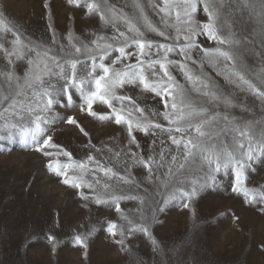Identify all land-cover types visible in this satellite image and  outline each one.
<instances>
[{
  "label": "rangeland",
  "instance_id": "374dc122",
  "mask_svg": "<svg viewBox=\"0 0 264 264\" xmlns=\"http://www.w3.org/2000/svg\"><path fill=\"white\" fill-rule=\"evenodd\" d=\"M88 2L100 5L108 23L101 20L99 12L88 14L84 7L69 5L67 0H0V15L12 30L0 29V264H264V204H250L249 197L232 191L234 167L226 172L213 171L217 161L225 163L228 153L240 159L249 143L254 149L264 143V101L231 76L239 72L264 91V0H220L214 10L216 31L233 44L218 45L197 37L196 43L202 48L229 51L232 61L213 66L196 50L189 60L177 52L168 55L169 60L186 64L194 77L214 86L212 91L219 89L228 100L209 102L192 91L191 82L177 65H168L194 106L208 109L204 117H196L192 123L216 117L203 126L205 137H198L194 127L183 134L199 145L187 160L183 145L178 149L170 139V135L179 138L180 133L156 130L146 135L134 127L139 147L132 145L127 125L115 123L111 108L97 100L93 104L97 116H91L81 108L79 88L64 79L71 76L70 61L76 60L77 84L83 81L85 92L95 91L94 78L103 73L98 68L89 75L91 57L99 64L104 45L111 44L113 49L124 46L119 32L129 38L126 50L133 53L137 49L131 45L132 39L144 38L174 47L185 43L183 37L189 33L183 8L178 7L182 0H168V14L159 11L164 0ZM136 4L141 5L142 13ZM177 11L181 12L179 22ZM145 16L156 32L148 30ZM195 19L203 25L209 18L201 9ZM127 21L143 37L131 31ZM160 31L165 32L164 37L159 36ZM13 32L20 38L18 45L12 43L16 39ZM77 47L81 49L79 53L75 51ZM12 52H23L25 58L9 57L7 53ZM117 55L118 51L109 49L103 60L111 70L110 76L112 71L122 72L126 64L138 63L132 56L112 64ZM52 56L63 65L62 75H57L59 69L48 59ZM156 59L162 60L163 53L156 55L153 50L144 57L145 61ZM28 60L34 63L29 65ZM143 67L149 82L156 79L152 76L154 70L163 75L159 65L152 69L145 63ZM219 71L229 74L236 83H229ZM7 73H12L13 78ZM45 91L58 101L47 110L43 105L49 97L41 96ZM114 94L129 97L123 102L112 99V105L117 110L123 107L121 114L133 125L141 122L159 123L165 128L183 126L184 122L170 125L163 119L161 114L167 109L161 98L144 89L139 81L115 88ZM166 98L171 102V97ZM37 115L44 129L37 134V140L42 144L43 139L52 137L51 144L57 147L44 149L52 156L36 151L32 131ZM101 115L109 119L101 120ZM69 118H75L77 124L68 123ZM25 130L29 131L27 136ZM133 154L145 160L152 158L151 178L147 168L135 163ZM89 156L93 159L88 160ZM253 156L245 169V187L259 200L264 193V154L254 150ZM53 161L72 164L66 169L68 179L84 186L65 185L63 178L47 167ZM80 163L87 167L75 166ZM101 169L112 172L105 174ZM89 183L91 188L87 187ZM193 187L198 189L197 196L191 201L183 198L182 192ZM81 191L89 200L79 195ZM126 195L137 199L120 200L117 211L113 197ZM96 198L106 203L98 205ZM185 203L188 208L183 206ZM111 223L116 224L115 237L107 232ZM141 226L147 232L139 231ZM77 235L86 241V248L75 243ZM48 236L54 239L49 241ZM121 239L123 244L116 243Z\"/></svg>",
  "mask_w": 264,
  "mask_h": 264
},
{
  "label": "snow or ice",
  "instance_id": "6c2138e0",
  "mask_svg": "<svg viewBox=\"0 0 264 264\" xmlns=\"http://www.w3.org/2000/svg\"><path fill=\"white\" fill-rule=\"evenodd\" d=\"M67 3L69 5H75L77 7H84L86 12L88 14L99 12L101 20H105V14L101 10V7L99 4L95 2H88V0H67ZM220 3V0H182V3L178 5V7L183 8V15L186 17L185 23L188 25L187 32L188 35H185L183 37V40L185 43H182L176 47H174L172 44L168 43H154L153 41L140 38V39H132L131 45H134L137 51L135 53L127 51L126 49L130 47L128 40L129 38L125 35L124 32H119V37L123 38V45L119 47L118 49H113L111 44L104 45L103 48V55L100 56L101 62L97 64L95 62V57H91L93 60V63L91 64V73L89 75L96 72V70L99 68L102 70V75H99L98 77L94 78V84H95V91L85 92L83 87L81 85L83 84V81L80 82V84H77L76 81V69L78 61L72 60L70 61L71 65V76H65L64 79L66 83H68L71 86H76L80 90V95L82 97V104L81 108L83 111H86L88 114H90L93 117L97 116V113L93 111V104L95 101H100L103 104H106L109 108L113 110V117L115 120V123L117 125L120 124H126L127 130L129 133V136L131 137L129 143L132 145H136L139 147L135 135H133L134 127L135 129L140 130L142 133L148 135L152 132H155L156 130H159L160 132H168L172 133L173 131L176 133H180L181 135L179 138L175 135H170V139L172 144L176 145L179 149L181 145H183L184 149V159L187 160L190 157L194 156L193 149H196L199 145L197 143H194L193 138L191 136L185 137L183 134L188 132L189 129H192L194 127L195 133L198 134V137L203 138L207 134L205 131H203V126L205 124H208L211 122V120H214L216 117H211L210 119H204L201 121V123L193 124L192 121L196 117H204L207 113V108H197L194 106V102L192 99L186 94L185 89L183 86L179 85L178 82L175 81V78L170 74L168 65L175 64L177 65L181 72L184 73V76L186 79L191 82L192 84V91L196 93L202 94L204 97H207L209 102H219L223 100L225 103H228L227 97L225 94L221 93L219 89H216L215 91L211 90V86L206 83L204 80H201L199 77H194L190 70L187 68V65L184 63H181L180 61L176 60H169L168 55L173 52H177L180 55H182L186 60L191 59L193 50L199 51L202 53V56L207 59V61L212 64L213 66H216L219 63H223L225 61H232L233 55L227 51L223 50L221 47H215V48H202V46L198 43H196L197 37L203 36L205 39L215 41L218 45H224V44H233L234 41L232 40H226L222 38L220 35H218L215 27V20L217 13L214 11ZM47 7V6H46ZM136 8H139L141 10V13L143 12V9L141 5L136 4ZM169 2L168 0H164V7L160 8L159 11L165 14L169 13ZM204 14L208 16V22L204 23L203 25H200L198 21L195 19V14L201 10ZM176 20L179 22L181 20V12L177 11L175 13ZM105 23H108L107 20H105ZM128 26L131 31L136 32L138 36L143 37V33L140 32V30L131 23V21H127ZM144 23L147 26L149 31L156 32L157 29L152 26L151 22L148 20V18L144 17ZM0 29H3L7 32H11V28L8 26V22L5 21L2 15H0ZM180 29L177 28V37L176 39L179 40ZM16 39L12 42L14 45H18L21 43L20 38L16 33H12ZM159 36L164 37L165 32L160 31ZM103 39V38H101ZM96 45V47H99V44H97L96 41L92 42ZM3 48V45L0 44V49ZM109 49H112L113 51H118V55L115 57L114 60L111 61L112 64H116L118 62L124 61L132 56H135L137 58L138 63L137 64H126L125 69L122 72L112 71V75L110 76V68L103 63V60L107 58L109 55ZM153 50L156 55H159L161 52L163 53V59H156V60H149L145 61L144 57L150 55L153 53ZM7 52V50H5ZM77 53L81 51L79 47L75 49ZM9 57L12 55L16 56L17 60H21L25 58V53L23 52H12L7 53ZM45 55H47L45 53ZM48 59L55 62L56 67L59 69V72L57 75H62L64 73V67L59 62L56 61V57H48ZM34 62L32 60H28V64L32 65ZM147 63V66L149 68L155 69L157 65H159L160 69L163 72V75L157 71L152 72V76L156 79L152 82H149L147 76L144 74V64ZM45 71L50 74V69L47 65L44 66ZM219 75H224L225 79L228 80L229 83H236V80L231 79V76L237 77V79L241 82L242 85L246 86V89L253 94H255L257 97H259L262 101H264V91H261L255 84H253L251 81L246 80L243 75H241L239 72H232L231 76L225 72L219 71ZM9 78H13L12 73H7ZM166 78V79H165ZM17 79H19L17 77ZM38 80H40V77H37ZM139 81L143 88L146 90L151 91L154 93L157 97L161 98V103L166 111H164L161 115L163 116V119L165 121H168L170 125H178L183 123V126L178 127H167L165 128L163 125L156 123H141L136 122L135 125H133V121L131 119L126 118L125 115H122L121 112L124 110L123 107L119 110L113 108L112 105V99H119L121 102H123L126 99H129V97H117L114 94V90L117 87H123L125 83L128 84H136V82ZM262 86H264V81L261 82ZM207 89V90H204ZM219 93V94H218ZM111 95V99L109 96ZM42 97H49L46 102L44 103L43 107L44 110L50 109L54 103H58V101H54L51 98V93L48 91H45L41 94ZM166 97H171V102ZM4 99H7V97H4ZM68 103L71 104L72 97L71 94H68L67 96ZM139 111H143V109H139ZM101 120H107L109 119L106 115H101L99 117ZM68 123L70 124H77V120L75 118H69ZM82 133L87 136L88 133L81 128ZM44 129L41 127V117L39 115L36 116V122L34 130L32 131V139L37 144L36 151L42 152L45 156H52V152L45 151L46 146L50 147H57L54 144H51L52 137L48 136L47 138L42 140V144L40 141L37 140V134L43 133ZM25 136L29 134L28 130H25ZM241 135H244L243 132L240 133ZM241 148H243V145H240ZM259 151L261 154H264V143L257 145V147L254 149L249 143L247 151L242 153V158L237 159L235 156H233L231 153L227 154V160L223 165L220 164L219 161H217L214 172H221V171H227L229 167H234L235 172V183L232 188V191L234 193H243L244 196L249 197L248 203L250 204H264V193L260 194V199L257 200L255 195H252L245 187V169L248 167V162L254 159L253 152ZM63 155L70 157L71 154L68 152H64ZM134 161L136 164L143 165L145 168L148 169V178H151L152 173V158L149 157L147 160L141 155L137 156L136 154H133ZM93 157L89 156L88 160H92ZM173 160H176V157H172ZM76 167H79L80 169H84L87 167L85 163H80L75 165ZM183 167V164L180 165ZM47 167L58 177L63 178V183L65 185L71 184L72 187L76 188H82L83 184H78L75 182V180H69L67 177V171L66 169L72 168V164L67 165H61L59 161H53L50 162ZM105 171V174H109L112 172L111 169H101ZM114 174V173H113ZM123 179V177L121 178ZM127 182V181H126ZM88 188L92 187V184L87 185ZM203 187V185L201 186ZM198 194V189L196 187H193L190 191H183L182 197L191 201L194 197H196ZM81 197L85 201L89 200V196L85 195L83 191L79 193ZM113 199L116 201V209L117 211L120 210V200H136V196L132 195H126V196H117L113 197ZM96 204H104L106 203L105 200H102L100 198L95 199ZM185 208H188V203H185L183 205ZM261 211L264 212V207L261 208ZM116 224L111 223L107 227V232L112 234L113 237L117 235V232L115 231ZM141 232H147V229L141 226L139 229ZM121 236H123V232L120 233ZM47 239L49 241L53 240L54 237L48 236ZM75 243L77 245H80L82 247H87L86 241L80 236H75ZM116 243L123 244V240H116Z\"/></svg>",
  "mask_w": 264,
  "mask_h": 264
}]
</instances>
